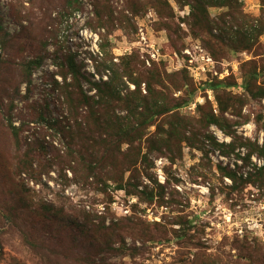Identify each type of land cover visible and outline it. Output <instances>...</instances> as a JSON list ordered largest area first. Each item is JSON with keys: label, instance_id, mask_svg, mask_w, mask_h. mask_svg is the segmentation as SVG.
<instances>
[{"label": "rangeland", "instance_id": "1", "mask_svg": "<svg viewBox=\"0 0 264 264\" xmlns=\"http://www.w3.org/2000/svg\"><path fill=\"white\" fill-rule=\"evenodd\" d=\"M105 60L131 68L151 104L191 101L141 126L136 146L150 153L141 182L156 188L152 203L112 181H84L64 163L71 140L61 130L74 125L73 107L88 113L82 91L96 92L84 78L107 80ZM36 61L29 80L23 64ZM125 81L127 95L135 86ZM262 93L264 0H79L75 8L0 0V264H264V163L257 154L247 161L251 145L264 143ZM41 116L57 120L54 129ZM210 116L226 131L208 126ZM86 119L95 135L78 141H95L99 125ZM173 129L171 149L158 156ZM36 140L53 153H35L32 172L21 174L25 141ZM74 221L82 232L73 233Z\"/></svg>", "mask_w": 264, "mask_h": 264}, {"label": "trees", "instance_id": "2", "mask_svg": "<svg viewBox=\"0 0 264 264\" xmlns=\"http://www.w3.org/2000/svg\"><path fill=\"white\" fill-rule=\"evenodd\" d=\"M68 2L69 6L73 8L77 7V4H79V0H68ZM108 62L109 60H105V64L102 66L104 71L99 69L100 74L103 72L107 75V80L93 82L84 78L90 85L89 92H96L93 96H88L82 91L83 103L89 106L88 113L83 115L78 109H73L76 108L73 104L72 106L75 107L72 108L73 112L70 114H72L71 117L74 119V125L66 126L61 130L63 136H68L69 134L68 139L71 140L67 141L68 147L65 153L66 158L64 163L66 164V168L72 171L75 176L81 173L84 174L82 175L84 181L93 180L103 186L106 185L108 181H112L117 184L119 190L125 191L127 195L142 196L146 202L152 203L157 197L155 194L156 188H150V186L143 185L141 182L143 172L140 167L146 162L149 163L150 158V153L143 155L142 151L136 146V142L141 139L139 136L142 130L141 126L147 124L146 122L148 121L166 117L175 110L188 106L191 101L187 102L186 105H176L173 107L165 106L161 103L151 104L148 97L140 98L142 94V83L134 78L135 72L131 68L128 67L123 70L113 63L108 65ZM70 63L71 71L75 73L76 69L73 61ZM25 64V73L30 80L33 67H38L41 63L36 61L35 64L24 63L23 65ZM125 79L135 86V90L127 95L124 94V90H129V86H127ZM75 80L77 84L81 86L82 82L78 75H75ZM222 87L223 84L210 86L214 91ZM154 95L155 91L151 86H148V95L146 96ZM137 96H139V100L142 101H139ZM261 97L264 98V93H262ZM80 117H83V120H80ZM41 118L43 122H45L46 127H53L52 129L55 127L54 124L58 122L55 119H47L44 116H41ZM90 118L96 120L100 132L97 137L95 136V141H78L81 135H95V131H90L88 124L85 123L84 120H89ZM135 119H140L142 123H137ZM206 122L208 126L217 125L221 130L226 131L222 119H218L216 116H210ZM148 126L153 125L150 124ZM89 131L90 133H88ZM13 133L15 139L19 143L20 130L13 128ZM168 133L170 140H162L163 144L154 148L156 149L155 154L158 156L163 155L164 148L171 149L172 147L171 141H174L172 137H174L176 131L173 129L171 133ZM182 134L183 133H181V135ZM191 134L194 135V132ZM178 136H180V133ZM45 138H47L46 134L43 140H45ZM181 140H185V143L193 147V141H189L190 137L186 136L185 138V135H183V139ZM51 143V146H53V142ZM25 144L28 150L21 163H19V172L21 174H30L35 163V153H39L38 155L40 156L49 152L53 153V147L50 148L47 145L48 143L42 140H36L35 143H28V141H25ZM124 145L129 146L127 151L123 150ZM251 147H253L254 150H250L248 153L247 161H250L253 154H257L258 158L263 160L264 163V143L262 146L251 145ZM225 173L226 176L230 177L235 182L236 176L234 174L227 171H225ZM259 173L264 178V165L259 169ZM127 174H129V177L126 179ZM141 187H143L144 191H140ZM160 189H163V187L160 186ZM158 194H160V192H158ZM70 224L73 233H78V231L82 232V227L85 226L78 221L71 222ZM119 226V224H113L111 226V230H113L111 231L112 236L118 232ZM108 242L111 244L112 241L110 238ZM93 264H95V262Z\"/></svg>", "mask_w": 264, "mask_h": 264}]
</instances>
